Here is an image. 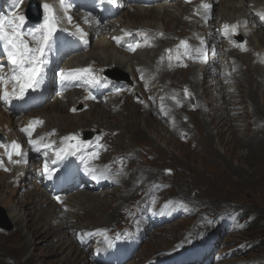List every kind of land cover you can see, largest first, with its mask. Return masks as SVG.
I'll list each match as a JSON object with an SVG mask.
<instances>
[{"label": "rangeland", "instance_id": "374dc122", "mask_svg": "<svg viewBox=\"0 0 264 264\" xmlns=\"http://www.w3.org/2000/svg\"><path fill=\"white\" fill-rule=\"evenodd\" d=\"M173 6L177 8V4H174ZM219 8V5H215V12H212V15H216ZM122 13L125 14L126 11L124 10ZM179 31L180 30L177 32ZM94 43L95 42H93L92 45ZM92 45L90 50L92 49ZM247 59L249 60L250 58L247 57ZM262 61L263 58H261V62ZM246 68L247 66L243 65V72L247 71ZM220 69L221 68H219L217 72ZM251 74L254 77L253 79H255L256 73L251 72ZM205 76L207 75L205 74ZM176 77L178 78V81H162L169 84L170 87H173L176 92L180 94L181 86L187 82H184V78H180V74L176 75ZM179 78L184 81L181 82ZM237 78L238 75H236V79ZM197 79L201 81L199 75H197ZM215 81H218L216 77L211 79L210 76H207V80L204 82L205 84H199L200 89L195 92L204 103L202 104V114L206 116L205 120L207 121L208 126L204 128L202 125L203 123L199 120L201 118L198 116L200 113L199 111H192V109L195 108L194 101L191 103V101L188 102L185 100L181 104L186 105V107H181L180 111L185 113L186 117L189 118L188 122H190L191 126L194 128L190 131L192 134L190 140L166 134L164 126L161 123L159 124V121H156L152 117L145 121V128L147 127V129H144L145 133L143 132L145 138H141L142 140H138L137 143H132V141L131 143H128V135L125 136L126 133L124 130L112 132V134L117 133V135L114 137L115 141L111 144V153L107 160H113L114 158L112 157L117 154L128 153L130 150L127 149L132 146L133 149H136L139 152V157H137L135 161L137 169L139 168L143 173H155L156 180L151 179L142 187L141 191L144 190L147 184L152 183L153 181L162 180L163 184L165 186L168 185V187L163 189L158 183L157 186L160 188V193L166 195L165 198L169 197L176 201H184L193 209L189 212L193 217H190L187 220L172 222L173 224L170 223V225L168 224L164 226V228L158 229L155 234L150 235L148 241L142 245L138 251L137 258H139V261L134 264H141L146 259L155 256L160 251L167 249L170 250L174 241L179 239V235H182L181 232L188 229L190 225H201L207 218L227 216L225 213L228 212H231L233 217L231 228L233 227L234 229L232 230H239V232L231 234L225 238L223 242L225 245L224 248H226L225 250L231 249L236 251L233 256L235 259L231 260L229 264L239 262H242L243 264H264V92L263 90L256 91V94L258 95V110H255L254 104L251 103L248 98H245L246 93H242L247 91L243 86H240L241 88H238L237 90L233 88V92H235V96L238 98L235 100H229L232 89L230 91V89L228 90L224 87V92L223 89H221L223 88L222 86L219 89H215V87H217V85H214ZM155 89L162 93L166 91L165 84L161 82V78L156 84ZM208 92L210 94L204 96V94H207ZM161 97L165 98L163 96ZM208 98H212L215 100V103L220 106H212L210 104L212 99L208 100ZM218 99L221 103H217ZM222 103H225V105L222 106ZM246 103H248V105ZM70 106V103L67 104V111ZM124 107L125 112L121 113V109L118 111V113L120 112L117 115L118 118L122 117L126 119L128 112L134 111V116L138 119L144 112L140 106L133 104L130 100L125 102ZM44 108L45 106L36 111L34 115L42 117L40 112ZM216 110L218 112L216 115L218 118L217 122H219V116L228 115L227 119H230L227 121L226 125L214 126V122L209 121L210 119L207 116H212L211 112H215ZM48 111L49 110H46L45 113ZM116 113L112 112L109 120L113 121L116 118L113 114ZM81 116H83V119H90V115L83 114ZM148 124H150V126ZM104 125L105 124H103V127H105ZM120 131H123L124 133H121ZM151 140L153 142H151ZM140 154L142 156H140ZM126 160L127 158H125L124 165L126 170L123 168L124 178L127 175L126 171L129 170V166L126 163L129 161ZM140 164L142 166H140ZM24 184L26 187L25 189L23 188V191L13 190L11 187L9 190L1 189V191L4 192L6 196H10V191H13L14 196L18 197L20 202L25 199V196H27L29 192L38 189L35 188L31 190L30 186H32V183L28 179L24 180ZM127 184L130 185V187H134L137 184L141 185L140 183H136V178L128 180ZM139 191L137 192V196ZM95 194H97L98 197L103 198L101 193ZM135 196L136 195L132 194L131 198L124 201L121 206H127V208H130L131 202L134 203L137 198V196L136 198ZM107 198L111 205L109 204L106 208L116 206L120 203H112L114 195L108 194ZM160 198L162 199L164 197ZM131 199L133 200L130 202ZM34 203L36 204L38 202L35 201ZM121 206H119V209ZM31 208L32 204L26 205V210L28 212H30ZM33 210H35L34 213L36 214V217L42 212V208H36ZM111 212L112 210L107 208L103 214L106 213L109 215ZM119 212L120 211L117 212V217L112 223H116L120 219L121 216ZM82 213L83 212L79 213V221L74 219V221H76L75 223L79 224L78 226L91 224L89 220H98L99 216L102 214V212L101 214L92 212L88 213V215H83ZM236 215L238 218L235 219ZM44 218L45 216L42 215L39 217L38 221L30 224L36 225L37 223H41V220ZM0 219L8 226L6 232L0 234V264H17V261H23L22 256H19V246L22 245V235H25L26 232L25 230L23 232L18 230V232L14 234L16 228H14V224L10 221L7 210L2 205H0ZM196 221L198 222L197 224ZM56 224L60 225L62 222H56ZM52 228L55 229L54 227ZM52 228L49 232L55 235V237L60 238L57 242L61 243V246L56 251L59 253L51 254V252H49V249L53 247V245L55 246L56 243L43 246L37 243L38 240H35V243L31 242V245L28 246V250L26 251L27 255L24 258L29 254H33V256H37V258H40V260L44 261L46 264H89L87 257L76 249L68 234L63 233L60 230L57 231L56 229V231H53ZM174 229L175 233L172 234L171 232ZM7 232L12 233L8 236ZM156 237L160 238L161 241L158 243L159 245L156 244L159 247L154 248L151 247V244L155 242ZM239 244L243 247L236 250L235 247ZM1 250H4L2 255ZM38 263V261L34 260L32 264Z\"/></svg>", "mask_w": 264, "mask_h": 264}, {"label": "bare ground", "instance_id": "6f19581e", "mask_svg": "<svg viewBox=\"0 0 264 264\" xmlns=\"http://www.w3.org/2000/svg\"><path fill=\"white\" fill-rule=\"evenodd\" d=\"M211 4L213 10L215 5H219L220 8L216 15H212V20L208 22V25L206 27L205 26L200 27L198 22H196L193 25V27H197L196 29L203 31L204 34L209 33L210 26L214 24L216 19L219 18L222 20H229V21L236 19L238 22L237 23L238 28L242 29L241 23L244 20H247L245 14L248 10L264 9V0H220L219 2L212 1ZM125 11H126L125 14L123 13L120 14L115 24L119 23L120 27L128 26L130 28H134L135 26V27H145L149 29L164 31L165 32L163 35L164 37L162 38L161 42L157 43V47H159V45L162 43L172 42L173 41L172 38L174 36H178L177 31L180 30L181 27L184 25V23L182 22V17L185 13L188 12L187 9L185 7H182L180 4H177V8H175L173 5L164 6L162 4H159L149 8H141L136 6L134 8H130ZM238 32L240 33V31ZM251 35L248 38L249 46L254 49V54H256V52L260 54L259 59L257 60L259 66L254 65L252 63L253 58H250L248 60L246 55L237 57L233 53L225 52L224 55L227 57V60L230 61L231 65L233 66L232 70L228 71V73H230V75L232 76L230 81L232 80L234 81V85L232 86L228 85L226 86V88L228 90L230 89V91L232 89V93L229 96V100H235L238 97L235 96V92H233V88L237 90L238 88H241L240 86H243L245 89H247L246 92L245 91L242 92L243 94L246 93L245 98H248L251 101V103L254 104V109L258 110V105H257L258 95L256 94V91L263 90L264 92V64L263 61L261 62V58H263V54H264V33L261 31H252ZM81 57H85V59H81L82 65H85L90 61L96 62L97 66H109L114 64L116 66V69L117 67H119L122 70L129 72L130 76H134L135 81H136V75L134 73V68L136 64L134 63V61L136 63L138 62L139 64L138 63L137 64L141 65L142 71L145 72V77L148 76L150 78V81L151 79L152 80L154 79L152 83L153 86L156 87V84L161 78V82L165 84L166 92L172 90V88L169 86V84L164 83L163 81L165 82L178 81V78L176 77V75L178 74H180V78L185 79L184 81L183 79L181 80L179 78L181 82L184 81L187 82L189 86L192 85L191 87L193 89L194 94L197 90L200 89L199 83H201V81L197 79V72H195L196 70H194V72L193 70H187V71L175 73L174 72L175 69H173L164 61H157L154 64L149 65L152 62V58H153L152 51H144V52L142 51L136 53L132 57L127 56L122 52H120L119 50H117L115 47H113L112 44L104 37L103 34H100L98 41H96L92 45V49ZM243 65L247 66L246 72H243ZM221 70L222 69H220L218 72H221ZM233 70H235V72L231 73V71ZM146 71H147V75H146ZM202 72L203 74L205 72V74L207 76H210L211 79H214L215 77L214 75H217L218 73L216 72L214 74L213 69H206ZM251 72L256 73L255 79H253L254 77L252 76ZM155 74L157 76H155ZM236 75H238L237 79H236ZM145 84H148L149 87H152V85L148 83L147 78ZM214 85H217L215 89L221 88L218 81H215ZM140 87L141 85L137 83L135 85V90L139 89ZM193 87L195 88V90ZM221 89H223V92L225 91L224 87ZM209 94L210 93L208 92L207 94H204V96H207ZM73 97L74 94L68 97L66 102L54 99L50 104L46 105L43 110H41L40 112L42 114L41 118L45 119L47 129L56 128L59 132L61 131L60 132L61 134L64 135L66 133H72L73 131L79 128H89L95 124L96 126H98V128H102L107 132L106 138L108 139L111 138L112 132L114 131L116 132L117 130L125 131L126 133L125 136L128 135L127 136L128 143H131V141L132 143H137L138 140H142L141 138H145V135L143 134L144 129H147V127L145 128L146 126L145 121L146 119H149L151 117L153 118L150 111H144L143 114L138 119L134 116L135 115L134 111L128 112V116L126 117V119L122 117L118 118L117 115L120 112L119 113L117 112L116 114H113L116 118L112 121L109 120V118L112 115V111L114 109H118L119 106L117 107L115 106V104L113 107L103 106L100 104H90V110L88 111V113H86L87 115H90V119H83V116H81L82 114L80 116L68 114L67 104L70 103L71 106H75L77 104V99ZM211 99L212 98H208V100ZM217 101H218L217 103H221L219 99ZM210 104L216 107L220 106V105L218 106V104H216L215 100L213 99L212 101H210ZM246 104L248 105V103ZM224 105L225 103H222V106ZM181 107H186V105L177 106L175 104L169 103V108L173 118L169 122L170 116H164L162 119V124L164 126L166 134L173 135L178 138H184L185 140H190L192 138L191 136L192 134L190 131L193 130L194 128L191 126L190 122H188L189 118L186 117L185 113H182L180 111ZM202 108L203 105L200 102L198 104L197 109L200 110L201 112L198 114V116L199 118H201L199 120H201V122L203 123L202 125L205 128L206 126H208V124L207 121L205 120L206 116L202 114L203 113ZM46 110L49 111L45 113ZM122 112H125L124 106L121 107V113ZM211 113L212 116H207V117L210 119L209 121L214 122V126L217 125L224 126L226 125L227 121L230 119V118L227 119L228 115L226 116L221 115L219 116V122H217L218 120V118L216 117L218 113L217 110ZM32 116L36 117V115L34 114ZM158 123L160 124V122ZM103 124H105L104 125L105 127H103ZM4 125H6L10 131H14L16 122H12L11 117L0 110V126H4ZM148 125L150 126V124ZM121 133L124 132L122 131ZM151 142L153 141L151 140ZM127 150H130L128 152V157H130V159L128 160L129 162H126L129 166L128 168L129 170L126 171L127 175L125 178L123 177V175L117 178L118 183L124 185L125 187L123 189H120L119 191H111L109 193L111 195H114V199L112 200V203L120 202L116 206L107 207L109 210H112V212L109 215H107L106 213L103 214L107 209L106 206H109V204L111 205V203L108 202L107 200L108 194H104L102 198V197H98L97 194H95L94 192H89V191L80 192L70 197H63L61 198V204L58 205L55 201L49 198V195L46 192H44L42 188L37 187L38 189H36V191L29 192L27 196H25V199L19 202V198L14 196L13 191H10L11 192L10 196H6L4 192L1 191V189L9 190L10 185L5 181L6 179H8V177L3 174H0V205H2L7 210L10 221L14 224V228H16L14 234H16L18 230H21L22 232L25 230L26 232L25 235H22V245L19 246L20 247L19 256H22L24 262L19 260L16 262L17 264H32L34 260L38 261L39 262L38 264H46L44 261L40 260V258H37V256H33V254H29L26 258H24L27 255L26 251L28 250V246L31 245V242L35 243V240L36 241L38 240L37 243L43 246L49 244L53 245L54 243H56L55 246L53 245V247L49 249L50 250L49 252H51V254L59 253L56 251L61 246V243L57 242V240L60 238L55 237V235L50 233L49 230L52 227H54L57 231L60 230L61 232L67 234L68 229L78 225L74 223V219L76 221L80 220V215H79L80 212H83L82 213L83 215L85 214L88 215V213H92V212L101 214L102 212L98 220H89L91 224H87L86 226L84 225L81 226L79 228L80 230L81 229L90 230L96 227L112 226L110 222L112 223V221H114V219L117 217V212L120 211L119 206H121L124 201L130 199L132 194H136L137 190L139 189L140 185L137 184L134 187H132L133 188L132 190L130 185L127 184L128 180L132 178H136V183H140L142 186L148 183L151 179L156 180L154 172L143 173L139 168L137 169L135 161L136 158L139 157V152L136 149H133L132 146H130ZM140 156L142 155L140 154ZM140 166L142 165L140 164ZM123 168H124V164H122V170ZM124 170L126 169L124 168ZM263 170H264V164H263ZM139 174L142 176H140ZM25 187L26 185L24 184L23 188L25 189ZM35 201H37L38 203L35 204L34 203ZM31 204H32V208L30 212H28L26 210V205H31ZM67 207L73 211H76V213L67 212L66 211ZM36 208H42V212L39 213L37 217L36 214L34 213L35 210H33ZM42 215H44L45 218L41 220V223H37L36 225L30 224V223H34L35 221H38L39 217H41ZM56 222H62V224L57 225ZM55 229H53V231ZM7 233L9 236L12 232H7ZM155 233L156 232H154L153 234ZM171 233L172 234L175 233V229L172 230ZM160 241L161 239L156 237V240L153 244H151V247L154 248L159 247L157 245H159L158 243ZM3 253L4 250L3 251L1 250V255Z\"/></svg>", "mask_w": 264, "mask_h": 264}, {"label": "snow or ice", "instance_id": "6c2138e0", "mask_svg": "<svg viewBox=\"0 0 264 264\" xmlns=\"http://www.w3.org/2000/svg\"><path fill=\"white\" fill-rule=\"evenodd\" d=\"M13 7L18 8L22 0H12ZM101 3L108 5L118 6V0H101ZM59 11L63 16L57 14V9L52 5L43 4L44 18L43 23L33 30H23L25 18L22 15H17L13 12L0 19V47L7 54L9 68L8 73L5 74L3 66H0V101L5 104L10 103L13 99H24L29 90L35 92L44 83L47 74V67L49 64V54L53 50L55 43V34L58 26L63 20L72 23V17L68 15L69 9L72 7L71 0H58ZM201 7L207 12L210 10L211 5L204 3ZM99 23V21H97ZM226 29L228 25L224 26ZM235 27V26H233ZM77 32H80L81 39L86 35L78 27ZM127 34V33H126ZM119 42V38H116ZM181 46L187 47L186 42L181 41ZM134 51V48H130ZM65 76V73H61ZM74 76L89 75V83H99V80L91 75L90 69H78L73 73ZM67 79L68 77L65 76ZM11 85L9 90L8 86ZM75 111V110H74ZM42 121H32L31 124H41ZM29 136L31 132L28 129H23ZM44 137L40 138L42 141ZM76 140L74 136H67L63 138L62 143L66 141ZM40 141L29 139V144L33 145L36 151H39L40 146L51 147L48 145H40ZM0 147L8 149L9 146L0 144ZM81 147H86L82 142L68 143L66 147H61L56 151L57 159H62L64 155H75L76 152L81 150ZM11 151H7L8 159L13 163H21L22 161H12V155L22 156L21 146L15 141L10 145ZM92 157L96 156L93 152L90 154ZM56 161H53L55 163ZM3 161H0L2 164ZM45 174L51 177V170H49L47 163H45ZM7 170V169H5ZM94 172V169H90ZM94 178H96L94 176ZM60 202V197H54Z\"/></svg>", "mask_w": 264, "mask_h": 264}]
</instances>
